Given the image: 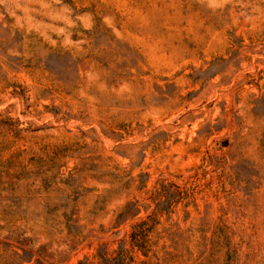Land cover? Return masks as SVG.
<instances>
[{"label":"rangeland","instance_id":"obj_1","mask_svg":"<svg viewBox=\"0 0 264 264\" xmlns=\"http://www.w3.org/2000/svg\"><path fill=\"white\" fill-rule=\"evenodd\" d=\"M0 264H264V0H0Z\"/></svg>","mask_w":264,"mask_h":264}]
</instances>
